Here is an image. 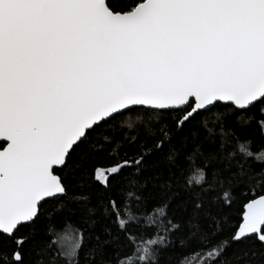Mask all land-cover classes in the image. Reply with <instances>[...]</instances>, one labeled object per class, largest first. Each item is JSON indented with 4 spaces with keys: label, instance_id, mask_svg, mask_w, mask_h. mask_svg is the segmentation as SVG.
I'll list each match as a JSON object with an SVG mask.
<instances>
[{
    "label": "snow or ice",
    "instance_id": "obj_1",
    "mask_svg": "<svg viewBox=\"0 0 264 264\" xmlns=\"http://www.w3.org/2000/svg\"><path fill=\"white\" fill-rule=\"evenodd\" d=\"M0 264H264V0H0Z\"/></svg>",
    "mask_w": 264,
    "mask_h": 264
}]
</instances>
